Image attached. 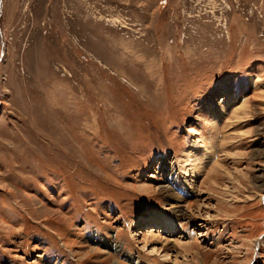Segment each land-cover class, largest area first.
<instances>
[{
  "label": "rangeland",
  "instance_id": "rangeland-1",
  "mask_svg": "<svg viewBox=\"0 0 264 264\" xmlns=\"http://www.w3.org/2000/svg\"><path fill=\"white\" fill-rule=\"evenodd\" d=\"M0 264H264V0H0Z\"/></svg>",
  "mask_w": 264,
  "mask_h": 264
},
{
  "label": "bare ground",
  "instance_id": "bare-ground-1",
  "mask_svg": "<svg viewBox=\"0 0 264 264\" xmlns=\"http://www.w3.org/2000/svg\"><path fill=\"white\" fill-rule=\"evenodd\" d=\"M174 183H176V186H177L179 189H181V190L183 189L184 186H183L182 184H180V183L177 181V177H176L175 175H174V177L172 178V185H173ZM174 186H175V185H174ZM176 186H175V187H176ZM177 187H176V188H177ZM169 188L172 190V187H171V186H170ZM178 188H177V189H178ZM167 189H168V187H167ZM172 192H174V191H172ZM170 194H171V193H170ZM172 195H173V194H172ZM179 200H180V199H179ZM180 202H181V201H180ZM173 207H175V205H174ZM182 207H183L182 205H177V206H176V209H177L176 211L179 212L178 215L184 216V212H183V210H182ZM163 225H164L165 228H173V226L169 225V223H164Z\"/></svg>",
  "mask_w": 264,
  "mask_h": 264
}]
</instances>
